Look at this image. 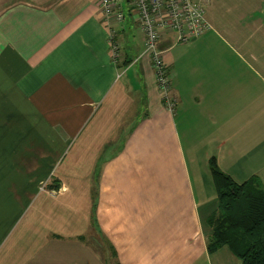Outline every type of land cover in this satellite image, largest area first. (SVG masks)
Returning a JSON list of instances; mask_svg holds the SVG:
<instances>
[{
    "label": "crops",
    "instance_id": "obj_1",
    "mask_svg": "<svg viewBox=\"0 0 264 264\" xmlns=\"http://www.w3.org/2000/svg\"><path fill=\"white\" fill-rule=\"evenodd\" d=\"M205 8L161 38L170 108L135 10L115 56L99 0H0V264H240L210 160L264 186V0Z\"/></svg>",
    "mask_w": 264,
    "mask_h": 264
},
{
    "label": "built area",
    "instance_id": "obj_2",
    "mask_svg": "<svg viewBox=\"0 0 264 264\" xmlns=\"http://www.w3.org/2000/svg\"><path fill=\"white\" fill-rule=\"evenodd\" d=\"M207 0H99L105 21L109 25L112 50L115 56L120 51L114 40L115 22L121 23L127 12L135 10L140 27L145 35V53L153 62L157 81L164 99L170 108L174 106L171 79L160 45L162 36L169 30L177 35V42L188 43L204 35L211 25L206 17Z\"/></svg>",
    "mask_w": 264,
    "mask_h": 264
},
{
    "label": "trees",
    "instance_id": "obj_3",
    "mask_svg": "<svg viewBox=\"0 0 264 264\" xmlns=\"http://www.w3.org/2000/svg\"><path fill=\"white\" fill-rule=\"evenodd\" d=\"M210 167L218 209L208 219L209 252L226 246L240 264H264V186L256 178L236 182L219 168L215 158Z\"/></svg>",
    "mask_w": 264,
    "mask_h": 264
},
{
    "label": "rangeland",
    "instance_id": "obj_4",
    "mask_svg": "<svg viewBox=\"0 0 264 264\" xmlns=\"http://www.w3.org/2000/svg\"><path fill=\"white\" fill-rule=\"evenodd\" d=\"M157 76V75H156ZM158 82V81H157ZM159 86V85H158ZM160 89V88H159ZM173 102H174V100H173ZM174 105H175V103H174Z\"/></svg>",
    "mask_w": 264,
    "mask_h": 264
}]
</instances>
